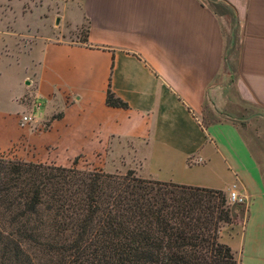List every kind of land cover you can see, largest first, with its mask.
<instances>
[{
	"label": "crops",
	"instance_id": "obj_1",
	"mask_svg": "<svg viewBox=\"0 0 264 264\" xmlns=\"http://www.w3.org/2000/svg\"><path fill=\"white\" fill-rule=\"evenodd\" d=\"M219 1L224 12L206 0H54L59 36L40 48L35 92L5 101L43 112L22 126L1 101L0 154L66 168L99 155L145 179L235 187L243 216L233 210L221 240L239 264H264V132L251 126L264 116L240 114L264 110V0ZM14 44L0 31V55ZM108 87L127 109L106 105Z\"/></svg>",
	"mask_w": 264,
	"mask_h": 264
},
{
	"label": "trees",
	"instance_id": "obj_2",
	"mask_svg": "<svg viewBox=\"0 0 264 264\" xmlns=\"http://www.w3.org/2000/svg\"><path fill=\"white\" fill-rule=\"evenodd\" d=\"M234 220L221 190L0 156V264H239Z\"/></svg>",
	"mask_w": 264,
	"mask_h": 264
},
{
	"label": "rangeland",
	"instance_id": "obj_3",
	"mask_svg": "<svg viewBox=\"0 0 264 264\" xmlns=\"http://www.w3.org/2000/svg\"><path fill=\"white\" fill-rule=\"evenodd\" d=\"M206 1L221 12H224V9H226L223 4H220L219 0ZM53 3L54 0H0V31L4 32L8 30L14 33L15 36V44L9 48V55H0V102L3 101L1 108L11 113H13L11 110L15 108L20 113L21 119L23 116L30 117L32 121L26 125H33L39 119L43 112L42 108L35 109V106H32V111H25V113L21 112L23 110L22 107H18V98L16 103L11 105V107H7L5 101L9 104L10 98L13 99L17 96L21 98L23 95L32 96L35 92L33 87L35 75L38 73L36 61L40 56V48L47 38L52 39L59 36V32L57 31L59 26L57 20L59 17H56L54 20L52 18L55 14ZM228 17L230 19L229 14ZM85 32L86 28H79L74 30V36L82 40ZM73 37L69 36V38ZM228 39L230 42L229 35ZM231 52L229 49L227 60L231 59L230 54L233 55ZM26 82L30 85L25 86ZM255 113H260L264 116V110L260 108H249L246 112L241 109L240 112L241 115L246 116H252ZM251 126L255 128L260 127L262 133L264 132V120L258 123L254 121ZM46 128L47 126L43 127V129ZM0 156L4 157V159L24 161V159L13 152L3 153ZM106 159L103 158L102 160L98 155L91 162L82 158H77L75 161L77 168L81 170H100L110 174H124L128 170H133L137 176L142 178L134 164L125 163L123 165V159H119L114 164L115 166L110 167L107 165L108 162L111 163L108 161L110 158L107 157ZM230 205L233 210H236L237 215L242 218L243 207L238 209L240 205ZM236 221L234 220V223Z\"/></svg>",
	"mask_w": 264,
	"mask_h": 264
},
{
	"label": "built area",
	"instance_id": "obj_4",
	"mask_svg": "<svg viewBox=\"0 0 264 264\" xmlns=\"http://www.w3.org/2000/svg\"><path fill=\"white\" fill-rule=\"evenodd\" d=\"M32 119L28 116H23L21 119V125H26L29 122H31ZM201 160L199 159L198 162H200ZM227 201L229 204H235V205H243L245 203V198L239 196V194L237 193V191H235V187H233L227 195Z\"/></svg>",
	"mask_w": 264,
	"mask_h": 264
},
{
	"label": "water",
	"instance_id": "obj_5",
	"mask_svg": "<svg viewBox=\"0 0 264 264\" xmlns=\"http://www.w3.org/2000/svg\"><path fill=\"white\" fill-rule=\"evenodd\" d=\"M57 22H59V21H57ZM234 41H235V37H234V34L232 33L231 41H230V48L233 47Z\"/></svg>",
	"mask_w": 264,
	"mask_h": 264
}]
</instances>
